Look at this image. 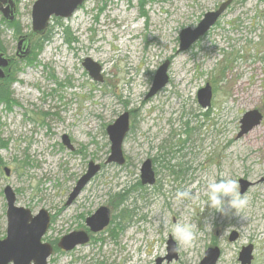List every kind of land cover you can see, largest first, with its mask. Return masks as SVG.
Wrapping results in <instances>:
<instances>
[{
    "label": "rangeland",
    "instance_id": "rangeland-1",
    "mask_svg": "<svg viewBox=\"0 0 264 264\" xmlns=\"http://www.w3.org/2000/svg\"><path fill=\"white\" fill-rule=\"evenodd\" d=\"M35 1L15 0L20 34L0 13V53L20 68L11 86L16 105H0L7 143L0 151V240L6 237L3 191L9 186L18 207L33 215L49 212L42 241L53 249L62 237L84 230L100 207L110 209L112 223L104 232L71 252L54 250L49 264H156L167 256L165 232L177 220L197 226L196 242L162 264H199L211 247L221 250L217 264H241L239 253L248 246L252 264H264V0H231L215 26L185 52H178L181 31L229 0H145L143 6L139 0H86L71 18L59 20L68 34L52 20L51 41L19 61L17 43L32 32ZM87 58L101 66V83L82 66ZM166 61L168 85L147 98ZM206 85L213 97L203 109L197 93ZM254 110L261 124L238 138L243 115ZM123 113L130 115L131 131L122 147L126 164L118 166L107 163L106 129ZM63 136L73 150L63 145ZM146 160L156 182L140 187ZM91 162L99 173L67 207ZM182 164L191 169L185 178L172 173ZM221 177L252 185L239 215L227 206L221 215L203 211V203L176 199L178 190L195 193ZM120 193L123 204L115 200ZM206 222L212 231L203 228ZM232 234L237 238L230 242Z\"/></svg>",
    "mask_w": 264,
    "mask_h": 264
},
{
    "label": "water",
    "instance_id": "water-1",
    "mask_svg": "<svg viewBox=\"0 0 264 264\" xmlns=\"http://www.w3.org/2000/svg\"><path fill=\"white\" fill-rule=\"evenodd\" d=\"M85 3V0H36L32 7V32L30 35L21 37L18 42V57L27 58L30 54L31 42L39 36H43L47 31L52 19L67 20L71 18ZM231 0L224 2L216 11L208 12L202 20L193 29L186 28L179 34V50L185 52L203 38L217 23L223 15ZM5 6V7H4ZM0 13L3 19L9 23L14 22L16 14V4L14 0H0ZM9 60L0 54V79L4 77L3 69L7 68ZM82 66L87 71L91 79L95 82H102V68L99 64L87 58ZM169 62L162 64L155 73L152 87L147 98L155 96L164 89L169 83L168 77ZM197 100L203 109L211 106L212 89L210 85L198 91ZM263 117L258 111H250L243 115L240 124L241 138L251 132L261 124ZM130 130L129 113H123L117 120L106 129L110 141V156L108 163H115L118 166L125 164L122 147ZM63 145L73 150L70 140L67 136L62 138ZM100 166L90 163L88 170L77 182L72 193L66 202V206L74 203L83 189L98 174ZM4 173L8 177L10 170L5 168ZM140 179L142 185H153L155 174L152 169L151 161H145L140 170ZM241 194L243 195L252 186L246 180H239ZM4 197L7 204V230L6 237L0 240V264H49L48 260L53 255V247L50 244L43 243V238L51 225V216L48 211L40 210L38 214L25 208L17 206V198L11 187L7 186L4 191ZM110 223V210L106 207H100L94 214L86 219V227L93 234L103 231ZM237 235L232 234L230 242L235 241ZM89 236L85 231L72 232L60 239L57 247L64 252H71L79 246L88 244ZM173 241L169 238L167 242V256L160 258L156 264H162L177 260V253L171 251ZM253 247L242 248L239 253V262L241 264H252ZM221 257V250L218 247H211L206 250L204 257L199 264H217Z\"/></svg>",
    "mask_w": 264,
    "mask_h": 264
},
{
    "label": "clouds",
    "instance_id": "clouds-1",
    "mask_svg": "<svg viewBox=\"0 0 264 264\" xmlns=\"http://www.w3.org/2000/svg\"><path fill=\"white\" fill-rule=\"evenodd\" d=\"M202 196L206 197V199L202 200ZM176 199L180 202L188 200L193 204L203 203V211L207 207L208 209H214L221 215H226V206L235 210V213L239 215L248 205L247 195L246 193L241 194L239 182L235 179L225 177L208 179L204 187L195 193L188 189L178 190ZM165 227L167 228L168 226L165 225ZM196 228L197 226L195 224L183 220H177L173 223L170 233L165 232V236H170L173 241L171 251L178 254L181 249H191L197 239ZM203 228L212 231L213 225L206 222ZM231 228L229 226L224 234H228Z\"/></svg>",
    "mask_w": 264,
    "mask_h": 264
},
{
    "label": "trees",
    "instance_id": "trees-1",
    "mask_svg": "<svg viewBox=\"0 0 264 264\" xmlns=\"http://www.w3.org/2000/svg\"><path fill=\"white\" fill-rule=\"evenodd\" d=\"M139 1L141 3V6H143L145 0H139ZM54 21L57 23V25H60V27L62 29L64 28L59 20L54 19ZM8 27L14 29L16 34H20L19 27L16 24H14V22L10 23L8 25ZM68 31H69L68 29L64 28V32H66V34H68ZM51 39H52V34H51L50 30H47L43 36H39V37L35 38V40L32 44L31 55L27 59H31L32 57H34V55L32 54L33 52L34 53L35 52H37V53L41 52L40 50L43 49L45 47V45H47L51 41ZM1 49H2V44L0 42V51H1ZM35 59H36V57L34 58L33 61H35ZM28 61H30V60H28ZM19 69L20 68H16V69L13 68L12 71H10V73H8L4 79H0V105H4L7 110H10L12 106L16 105V101L13 99V95L11 93V86L13 85L14 82H16L15 76L18 73ZM0 127H1V120H0ZM6 148H7V143L1 139V129H0V151L4 150ZM0 164L3 165V161L1 158H0ZM139 186L142 187L140 184H139ZM115 200L117 202H120L121 204H123V202H124L123 195H121V193L117 194ZM58 251H59L58 248L55 247V253H57Z\"/></svg>",
    "mask_w": 264,
    "mask_h": 264
},
{
    "label": "flooded vegetation",
    "instance_id": "flooded-vegetation-1",
    "mask_svg": "<svg viewBox=\"0 0 264 264\" xmlns=\"http://www.w3.org/2000/svg\"><path fill=\"white\" fill-rule=\"evenodd\" d=\"M15 1V0H14ZM5 7V6H4ZM54 20V19H53ZM13 23V22H12ZM10 24V23H9ZM21 37H25V36H21ZM20 37V38H21ZM20 38H19V40H20ZM19 42V41H18ZM33 42H34V40L31 42V44H30V49H32V44H33ZM18 43H17V47H16V53H15V58H16V60H25V59H27V58H29L30 57V54H31V50H30V54H29V56L27 57V58H24V59H21V58H19L18 57ZM0 54H2V55H4V57L5 58H7L8 60H9V65H8V67L7 68H5V69H3V74H4V77L2 78V79H4L6 76H7V74L8 73H10V71H12V69L14 68V64H15V59H12V58H8V57H6V55L5 54H3V53H0ZM129 124H130V115H129ZM130 131H131V124H130V130H129V133H130ZM128 133V134H129ZM128 134H127V136H128ZM127 136H126V138H127ZM70 140V139H69ZM126 140V139H125ZM125 142V141H124ZM190 141L189 140H187V143H189ZM71 143V142H70ZM124 144V143H123ZM184 146V145H183ZM180 151V153H181V158H183L185 155L183 154V152H184V150H179ZM171 152V151H170ZM183 154V155H182ZM124 155V154H123ZM125 158V157H124ZM164 158V156H163V154H162V157L160 156V159L162 160ZM147 161V160H146ZM149 161H151V160H149ZM92 163V162H91ZM108 163V162H107ZM151 163H152V161H151ZM90 164V163H89ZM115 164V163H114ZM125 164H126V159H125ZM124 164V165H125ZM123 165V166H124ZM89 166V165H88ZM184 166V167H183ZM175 168H177V171H172V173H174V175H179V177H182V178H185L190 172H191V169L189 168V167H187V166H185V164H182V165H177V166H175ZM100 169H101V167H100ZM152 169H153V164H152ZM141 170V169H140ZM154 172V171H153ZM99 173V172H98ZM155 174V173H154ZM155 182H156V178H155ZM155 182H154V184H155ZM153 184V185H154ZM140 185L141 186H150V185H142V183H141V179H140ZM153 185H151V186H153ZM110 210V209H109ZM111 223H112V213H111V211H110V223H109V225L103 230V231H101V232H99V233H96V234H100V233H102V232H104L110 225H111ZM82 231H85V232H87L88 233V236H89V242H88V244L91 242V239L93 238V236L92 235H96V234H93V233H91L90 231H89V229L86 227V220H85V229L84 230H82ZM77 232H79V231H77ZM70 234V233H69ZM88 244H86V245H88ZM58 245V244H57ZM86 245H83V246H86ZM80 247V246H79ZM58 248V247H57ZM78 248V247H77ZM54 250L55 249H53V254H54ZM58 252H62V253H67V252H64V251H62V250H60L59 248H58ZM177 259H178V257H177Z\"/></svg>",
    "mask_w": 264,
    "mask_h": 264
}]
</instances>
